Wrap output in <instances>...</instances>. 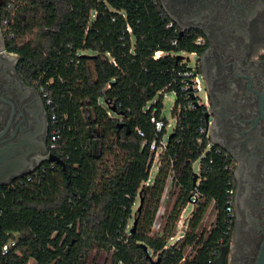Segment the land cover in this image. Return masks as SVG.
<instances>
[{
    "label": "trees",
    "instance_id": "trees-1",
    "mask_svg": "<svg viewBox=\"0 0 264 264\" xmlns=\"http://www.w3.org/2000/svg\"><path fill=\"white\" fill-rule=\"evenodd\" d=\"M7 14L8 49L20 56V75L51 102L49 140L59 134L53 153L64 165L45 164L0 187V264H214L231 177L199 132L203 110L180 108L179 53L197 52L196 36L180 38L156 0H5L2 20ZM168 90L178 98L174 136L150 182L151 144L165 133L151 118L168 122L153 100ZM206 151L194 188L193 164ZM170 182L175 202L156 230ZM196 191L184 238L171 245ZM211 207L216 217L206 231Z\"/></svg>",
    "mask_w": 264,
    "mask_h": 264
},
{
    "label": "flooded vegetation",
    "instance_id": "flooded-vegetation-1",
    "mask_svg": "<svg viewBox=\"0 0 264 264\" xmlns=\"http://www.w3.org/2000/svg\"><path fill=\"white\" fill-rule=\"evenodd\" d=\"M0 7V187L54 155L41 89L19 72ZM183 36H196L198 96L211 151L228 163L231 211L218 264H257L264 243V0H156ZM202 93V94H201Z\"/></svg>",
    "mask_w": 264,
    "mask_h": 264
},
{
    "label": "built area",
    "instance_id": "built-area-1",
    "mask_svg": "<svg viewBox=\"0 0 264 264\" xmlns=\"http://www.w3.org/2000/svg\"><path fill=\"white\" fill-rule=\"evenodd\" d=\"M8 7L11 8L12 4H8ZM3 24L5 31L8 32L11 30V25L9 23V15H4L3 18ZM168 27H172L171 23H169ZM128 31L132 32V29L128 27ZM196 52L191 53V55H195ZM162 55V52H156L155 53V59H158ZM190 60L186 59L185 57L183 58V63L186 64V69L184 71L178 72V76L181 78L180 82V92L183 96V102L180 105V108L183 107L184 110H192L195 108H198V105L201 103L199 100L198 96L200 95V92H202V83L200 76L196 73V69L194 66L189 65ZM175 94L177 95V91H174ZM45 97V96H44ZM50 100L47 101V104H50ZM151 122L155 125L157 133H162L165 130V133L161 139H155L152 144H151V156H152V165L151 169L154 164H156L157 171L161 166V155L162 153L167 149L168 141H169V136L174 133L173 132L168 136V140H165L166 134L168 127H170V124L167 122L165 123L162 120H157L155 116L151 118ZM175 128V127H174ZM199 132L201 134H205V127H201ZM140 134H142L139 131ZM143 135V134H142ZM59 139V134L56 132H53L51 136V142H50V148L55 149L56 146V141ZM203 138L199 137L198 138V143L202 144ZM207 149L211 150L210 144L208 143ZM199 177V172L197 173ZM199 179V178H198ZM196 182V185H199L201 182V179H199ZM171 184V182L169 183ZM171 186V185H170ZM199 200V193L196 191L194 195L191 198V201L187 204V206L183 209L182 214L180 216V219L177 222L176 229H177V234L175 237L171 238V245H175L176 243L180 242L184 238V233L187 228V219L184 220V213L187 209V207L190 204H193L196 206L197 202ZM231 192H227V212L231 211ZM163 209V207H161ZM165 209V208H164ZM162 216H160V219L157 220L155 224V229L157 230L160 225H161V220ZM131 227V226H130ZM15 245L14 241H11L8 245L4 246L3 252L7 253L8 250ZM168 248V246L166 247ZM184 261V259H183ZM118 264H123L122 261L118 262Z\"/></svg>",
    "mask_w": 264,
    "mask_h": 264
},
{
    "label": "rangeland",
    "instance_id": "rangeland-1",
    "mask_svg": "<svg viewBox=\"0 0 264 264\" xmlns=\"http://www.w3.org/2000/svg\"><path fill=\"white\" fill-rule=\"evenodd\" d=\"M179 55L185 57L186 59H189L190 60L189 65H191V66L195 65V62H196V56L195 55H191L188 52H181V53H179ZM159 100H161L162 106H163L162 107V117L165 118L168 121V123L170 124V127H168L167 134L165 137V140L167 141L168 136L173 132L174 127L176 125L175 110L177 107L178 98H177L175 92L168 90L166 92L158 93L155 96L153 102H156ZM207 151H209V150L207 149ZM207 151L204 152L203 155L198 160H196V162H194L193 168H194L195 173H198L200 171L201 162L204 159V157L206 156ZM157 173H158L157 167H156V164H154L152 169H151L150 182H152L156 178ZM170 185L171 184H169V186L165 192L163 202H162L163 209L161 208L158 219H160V216H162L164 214L166 208L169 211H171L173 208L175 198L170 197V193L173 190L172 185L171 186ZM138 204H139V201H137V203L134 207L135 210L138 207ZM193 209H194L193 204H190L187 207V209L184 213V220L187 219L188 216H190ZM215 217H216V212L214 211L213 207H211L208 211V214L205 217L204 222H203V228H205L206 231H209L213 227V222L215 221ZM132 223H133V221H131V223H130L131 227H132ZM149 253H150V255H153L152 251H150ZM30 264H35V263L31 262Z\"/></svg>",
    "mask_w": 264,
    "mask_h": 264
},
{
    "label": "water",
    "instance_id": "water-1",
    "mask_svg": "<svg viewBox=\"0 0 264 264\" xmlns=\"http://www.w3.org/2000/svg\"><path fill=\"white\" fill-rule=\"evenodd\" d=\"M2 1H3V0H0V7L2 6ZM179 37H181V34L179 35ZM179 57L184 58L183 56H179ZM173 136H174V133H172V134L169 136V139L172 138ZM49 162H54V163H57V164H59V165H64V162H63L59 157H57V156H55V155H51V156L49 157ZM29 174H30V173H28L27 175H29ZM197 179H198V175L195 174V175H194V179H193V187H194V188H196V182H197ZM191 198H192V196L189 198L190 201H191ZM141 201H142V200H141ZM140 209H141V206H139V210H140ZM137 222H138L137 219H135L134 222H133L132 229H131L132 232H135L136 227H137ZM145 250H146V252L148 253L147 247H145ZM148 256L150 257L149 254H148ZM150 258H151V257H150ZM151 260H152V264H160V260H159V259H157V260H153V259L151 258ZM217 261H218V259L214 261V264H218ZM257 264H264V243H263V245H262V249H261L260 256H259V258H258Z\"/></svg>",
    "mask_w": 264,
    "mask_h": 264
}]
</instances>
